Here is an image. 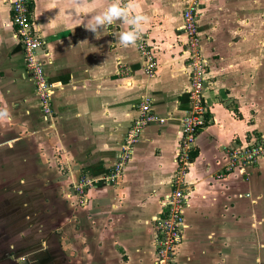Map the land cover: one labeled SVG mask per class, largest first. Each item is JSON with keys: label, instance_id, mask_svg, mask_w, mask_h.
<instances>
[{"label": "crops", "instance_id": "crops-1", "mask_svg": "<svg viewBox=\"0 0 264 264\" xmlns=\"http://www.w3.org/2000/svg\"><path fill=\"white\" fill-rule=\"evenodd\" d=\"M190 1L140 0L150 17L144 34L159 65L148 78L136 48L117 43L119 22L99 40L80 25L109 0H33L42 39L38 60L55 86L48 120L25 70L11 0H0V109L10 113L0 120V208L13 209L20 232L9 241L18 245L36 233L41 248L46 239L38 234L51 229L59 256L70 242L68 264H154V224L171 191L181 121L190 107L182 31ZM198 12L208 121L196 136L184 208L188 228L175 264H259L264 160L245 173L216 176L227 163L226 147L264 135V0H201ZM145 96L161 122L142 130L120 179L98 182L79 205L72 184L111 173Z\"/></svg>", "mask_w": 264, "mask_h": 264}, {"label": "built area", "instance_id": "built-area-1", "mask_svg": "<svg viewBox=\"0 0 264 264\" xmlns=\"http://www.w3.org/2000/svg\"><path fill=\"white\" fill-rule=\"evenodd\" d=\"M33 0H11V22L15 37L21 45L26 73L33 84L35 95L39 101L41 111L48 120L53 118L51 99L55 89L54 84L48 81L44 68L38 60V50L42 39L38 34L32 17ZM201 0H191L183 12L182 31L185 39L184 58L189 62V111L182 119V132L179 139L176 156V171L172 181L171 191L164 205V210L154 224V264H175V252L182 243L183 233L188 228L184 217V208L187 196L191 191L187 177L192 162L196 136L207 120V108L204 102L207 63L201 55V41L199 37L198 5ZM143 60L141 68L144 75L152 78L159 67L149 46L145 34L135 46ZM152 100L145 96L141 99L138 116L133 122L119 157L111 173L100 180L88 179L81 176L72 184V192L76 202L82 205L86 202L87 191L103 181L115 184L122 175L125 166L130 161L135 145L139 141L142 130L151 125L158 124L160 119L151 112ZM224 155L227 163L224 169L217 174L223 178L229 173L238 171L245 173L250 166L264 160V135L256 138L252 143L241 147H226Z\"/></svg>", "mask_w": 264, "mask_h": 264}, {"label": "rangeland", "instance_id": "rangeland-1", "mask_svg": "<svg viewBox=\"0 0 264 264\" xmlns=\"http://www.w3.org/2000/svg\"><path fill=\"white\" fill-rule=\"evenodd\" d=\"M206 85V84H205ZM51 204V203H50ZM52 208H54L53 205H50ZM48 207H45V210ZM56 210V209H54ZM54 210H50L52 213ZM48 211V210H46ZM13 212V209L9 208H0V264H68L69 262V255L67 254V251L70 250V242L65 241V250L64 252L66 255L59 251L58 246L55 243L54 238L51 234V229L49 231L42 229L38 236L41 238H45L46 240L44 247H38L40 245V241L37 242L36 233H29L28 240L24 243L20 242L18 245L14 241H9V237L13 238L18 235H20V232L18 230V227L15 224V220L12 218L11 213ZM9 213V214H7ZM52 214H50L51 217ZM6 217V219L4 218ZM16 218V217H15ZM40 218V217H39ZM5 219V220H3ZM11 219V220H10ZM41 222L43 221V218H40ZM45 225H48L45 223ZM45 229H48V226H44ZM17 229V230H15ZM23 233H25L23 231ZM42 234V235H41ZM6 235H8L6 237ZM25 235V234H24ZM8 238V239H7ZM33 238H35L33 240ZM13 243V244H11ZM63 243V242H62ZM55 245L57 247H55ZM10 246H13L12 249H10ZM21 247V248H19ZM36 247V248H33ZM28 249V250H27ZM81 259V258H80ZM256 262L254 258V263ZM259 264H264V257L263 260L259 262Z\"/></svg>", "mask_w": 264, "mask_h": 264}, {"label": "clouds", "instance_id": "clouds-1", "mask_svg": "<svg viewBox=\"0 0 264 264\" xmlns=\"http://www.w3.org/2000/svg\"><path fill=\"white\" fill-rule=\"evenodd\" d=\"M140 7V0H109L103 9L90 15L80 25L99 40L102 33L119 22L121 30L114 34L117 43L125 48L135 47L144 34L146 25L150 23V17ZM9 116L7 109H0V120Z\"/></svg>", "mask_w": 264, "mask_h": 264}, {"label": "trees", "instance_id": "trees-1", "mask_svg": "<svg viewBox=\"0 0 264 264\" xmlns=\"http://www.w3.org/2000/svg\"><path fill=\"white\" fill-rule=\"evenodd\" d=\"M192 157H193V153H192Z\"/></svg>", "mask_w": 264, "mask_h": 264}, {"label": "flooded vegetation", "instance_id": "flooded-vegetation-1", "mask_svg": "<svg viewBox=\"0 0 264 264\" xmlns=\"http://www.w3.org/2000/svg\"><path fill=\"white\" fill-rule=\"evenodd\" d=\"M29 78V77H28Z\"/></svg>", "mask_w": 264, "mask_h": 264}]
</instances>
